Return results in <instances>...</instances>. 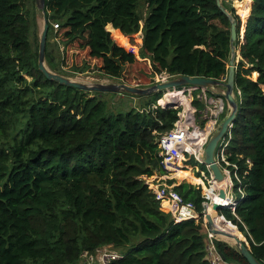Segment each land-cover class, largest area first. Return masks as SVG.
Returning a JSON list of instances; mask_svg holds the SVG:
<instances>
[{"label": "trees", "instance_id": "obj_1", "mask_svg": "<svg viewBox=\"0 0 264 264\" xmlns=\"http://www.w3.org/2000/svg\"><path fill=\"white\" fill-rule=\"evenodd\" d=\"M235 5L45 0V62L67 75V45L100 62L98 70L108 76L121 77L125 70L134 82L145 81L141 62L128 49L135 35L137 54L150 65L147 82L162 72L223 80L235 22L234 83L240 94L230 159L242 168L241 154L252 166L235 207L238 218L222 212L264 264V0ZM37 16L35 0H0V264H84V250L103 246L123 253L110 264H209L202 218L174 223L142 178L164 173L155 135L171 127L176 109L113 110L104 95L115 92L47 79L37 66ZM87 68L85 63L72 71ZM171 94L161 101L173 102ZM176 174L199 180L187 170ZM175 188L201 211L199 188L185 181ZM214 242L226 260L248 264L228 242Z\"/></svg>", "mask_w": 264, "mask_h": 264}, {"label": "built area", "instance_id": "obj_2", "mask_svg": "<svg viewBox=\"0 0 264 264\" xmlns=\"http://www.w3.org/2000/svg\"><path fill=\"white\" fill-rule=\"evenodd\" d=\"M57 27L58 24L53 23V28ZM173 76L175 75L162 72L160 76L154 78V82L167 80ZM219 86L222 87L221 90H215V86L205 88L193 85H181L166 89L162 98L166 97V93H172L173 102H162V98H159L154 106V109L157 107H173L176 109V118L171 127L155 135L158 156L164 173H155L150 176L143 175L142 178L159 205L171 213L174 223L191 218H202L206 228L205 257L209 264H238L226 260L220 254L214 242V238L219 236L208 231L205 218L206 214L213 210V203H218L221 208L218 210L217 218L222 219L229 226L236 227L230 219L226 218L222 210L226 209L237 217L235 207L245 194L243 179L252 166L250 159L248 157L243 158L241 154L237 156L243 159L244 166L242 168L236 160L230 159L232 123L218 141L214 151L215 161L223 174L222 179H215L212 171L203 161L204 146L226 109L225 101L221 96L223 86ZM194 91H197V96H194ZM234 91L237 99L240 91L236 87ZM194 99H197L202 105L200 107L196 106L193 103ZM192 159L204 165L208 171V173H205L202 168L197 169L199 172L198 183L202 187L201 196L203 198L200 212L196 210L192 201L185 200L182 197L175 188L176 183L171 178L172 176L168 175L174 173L172 170L176 171L180 167L187 166L185 161L188 162ZM220 189L224 190L223 196L219 194ZM235 189L239 192L238 196L233 193ZM122 257L123 253L121 251L109 246L99 247L93 252L84 250L80 255V259L84 264H110L111 261Z\"/></svg>", "mask_w": 264, "mask_h": 264}, {"label": "water", "instance_id": "obj_3", "mask_svg": "<svg viewBox=\"0 0 264 264\" xmlns=\"http://www.w3.org/2000/svg\"><path fill=\"white\" fill-rule=\"evenodd\" d=\"M220 4V1L217 0ZM36 11L42 14V25L39 34L38 42V56H37V66L38 69L44 74L47 79L55 80L59 83L65 85L75 86L84 90H96V91H124L130 94H135L138 96L151 95L165 89H170L173 87L181 85H193L198 87L208 88L210 86H223V92L221 96L224 99L226 105L225 112L218 122L215 130L211 134L210 138L206 142L203 149V161L208 165L213 173L215 179H222L223 174L214 158V151L217 147L218 141L223 137L228 129V126L234 122L238 110V101L235 97V83H234V72H235V46L233 42L236 39V29L235 22L231 23L230 26V57L228 61V70L225 80H217L211 77L205 76H188V75H175L168 78L167 80H162L158 82H153L150 86L139 87L136 85H129L124 82L121 83H104V82H81L79 80L72 79L67 75L60 74L52 71L48 68L45 63V48H46V38L48 30V19L45 14V0H35ZM222 7V6H221ZM223 9V7H222ZM219 194L224 195V190L220 189ZM213 210L206 214L207 229L210 233L214 235H221L232 238L233 245L239 251V253L246 259L248 264H262L251 252L250 248L244 242L242 238L229 232L225 229L219 228L216 225V219L218 217V210L221 205L218 203H213Z\"/></svg>", "mask_w": 264, "mask_h": 264}, {"label": "rangeland", "instance_id": "obj_4", "mask_svg": "<svg viewBox=\"0 0 264 264\" xmlns=\"http://www.w3.org/2000/svg\"><path fill=\"white\" fill-rule=\"evenodd\" d=\"M220 1V0H219ZM232 1V5L234 6V8L237 9V6L235 5L237 2H239V0H231ZM142 12L144 11L143 8H141ZM37 22H38V36L40 34V30H41V25H42V14L41 12H38V16H37ZM60 29H58L57 32V38H62V35L60 33ZM131 45L129 46L128 49L132 50L135 54L136 57L139 59V61L141 62L140 65V70H142V72H144L147 75V78L145 81H141V82H134L133 78L128 77L126 71L124 70L123 75L121 77H112V76H108L107 74L103 73L102 71H99L97 66L100 64V62L94 61V60H90L88 58V56L85 54L84 50L81 49H77L75 47H68L66 45V48L64 51V60H63V67L68 70L67 72H65L67 74L68 77L75 79V80H79L81 82H104V83H121L124 82L126 84L129 85H136L139 87H147L150 86L153 82H147L151 75V69H150V65L148 60H145V58L140 57L137 53H138V47L140 46V42L137 41V37L135 35H132L129 37ZM63 43H60L59 45L62 47ZM50 45L51 48H53L54 53L56 55V49H55V45L54 43H52L50 41V43L48 44V46ZM46 49V48H45ZM46 63V62H45ZM89 64V68H87V71L85 72H76V71H72V68L74 66H82L83 64ZM157 76H160V74H154V78H156ZM28 79H30L29 76H26ZM215 90H221L222 87L217 85L214 87ZM166 91H159L157 93H160V96L156 97V93H153L151 95H144V96H138L135 94H125L123 93V91H115L114 94L111 95H104V98H106V100L108 101V105L114 110L116 108H121V109H128L129 107H134L137 109H148V108H154V106L157 104V101L159 98H162L163 93ZM194 96H197V91H194ZM193 103L200 107L202 104L201 102H198L197 99H194ZM186 165L185 167H180L178 169H182V170H187L189 171L193 176L198 177V168H202L205 173H208L207 169L205 168L204 165L200 164L199 162L195 161V160H190V161H185ZM174 173H170L168 174L169 176H172L171 178H173L174 183L179 184L181 182H189L191 183L193 186L199 188L200 192L202 190V187H200L199 185V180L196 181H190L188 180V178L183 177L180 178L179 175L176 174L177 170H172ZM171 172V171H169ZM156 173V172H155ZM154 173V174H155ZM236 182V181H235ZM236 196L239 195V192L237 191V189L234 190L233 192ZM223 211V210H222ZM225 237V236H224ZM219 238H221L222 240L228 242L229 244H231L232 246L233 243L229 242L228 240H225L223 237H221V235H219ZM227 238V237H225ZM235 247V246H234Z\"/></svg>", "mask_w": 264, "mask_h": 264}, {"label": "bare ground", "instance_id": "obj_5", "mask_svg": "<svg viewBox=\"0 0 264 264\" xmlns=\"http://www.w3.org/2000/svg\"><path fill=\"white\" fill-rule=\"evenodd\" d=\"M215 222H216V225L219 226V228L225 229V230L232 232L233 234L238 236L236 231L232 227H230L228 224H226L222 219L217 218ZM227 240H229L230 242L233 241L232 238H229V237H227Z\"/></svg>", "mask_w": 264, "mask_h": 264}, {"label": "crops", "instance_id": "obj_6", "mask_svg": "<svg viewBox=\"0 0 264 264\" xmlns=\"http://www.w3.org/2000/svg\"><path fill=\"white\" fill-rule=\"evenodd\" d=\"M221 237H223L225 240H227V238H225L224 236H221Z\"/></svg>", "mask_w": 264, "mask_h": 264}]
</instances>
